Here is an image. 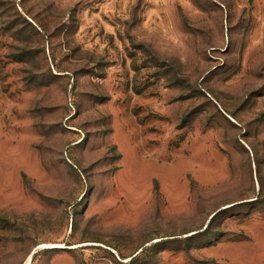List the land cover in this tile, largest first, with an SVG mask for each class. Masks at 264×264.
Returning a JSON list of instances; mask_svg holds the SVG:
<instances>
[{"label": "rangeland", "instance_id": "374dc122", "mask_svg": "<svg viewBox=\"0 0 264 264\" xmlns=\"http://www.w3.org/2000/svg\"><path fill=\"white\" fill-rule=\"evenodd\" d=\"M0 264H264V0H0Z\"/></svg>", "mask_w": 264, "mask_h": 264}]
</instances>
